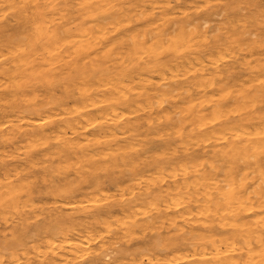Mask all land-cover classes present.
<instances>
[{"label":"bare ground","instance_id":"6f19581e","mask_svg":"<svg viewBox=\"0 0 264 264\" xmlns=\"http://www.w3.org/2000/svg\"><path fill=\"white\" fill-rule=\"evenodd\" d=\"M242 2L224 10L242 13ZM202 6L0 0V147L54 139L1 161L0 223L25 174L52 155L66 235L45 237L46 250L22 224L0 241V264H264V38L247 35L259 17L212 33L204 23L218 11ZM149 212L167 232L131 245Z\"/></svg>","mask_w":264,"mask_h":264},{"label":"rangeland","instance_id":"374dc122","mask_svg":"<svg viewBox=\"0 0 264 264\" xmlns=\"http://www.w3.org/2000/svg\"><path fill=\"white\" fill-rule=\"evenodd\" d=\"M228 1H230V0H212L211 2H209L207 4H203L204 2L199 0V3L203 5L202 8H206L207 5H209L210 8H213V9L218 11V13L214 14V18L212 20H210L207 23H204L205 26L209 28L210 32H212V33L222 32L223 35H225L227 33L228 29L232 27L231 25H230L231 27H227V28L225 27L228 24L229 20H233L234 21L233 24L237 23L236 25H238L239 24L238 23L239 17H243L245 19L248 12L251 10V11L255 12L254 13L255 17H257V16L259 17L257 19L259 22L256 24H252V22H254L252 20L253 17L252 18L249 17L250 21L248 24H250V25H248V31H250V30L251 31L249 33L247 31V35H250L253 38H260V39L264 38V0H242L243 1L242 6H241L242 8L240 10L242 13L236 12V8H229L228 10H226V9L224 10L225 2L227 3ZM237 10L239 11V9H237ZM227 11H228V14L226 13ZM226 15H228V17L224 18ZM224 20H226L225 21L226 24H225ZM217 28H218V30H217ZM237 49H240V48L237 47ZM238 55H239V58L237 59V62H236L237 63L236 70L239 72H245L247 70V67H248L247 61H248V58L250 57V55H249V53H247L246 49L238 50ZM32 143H34V141ZM21 145H24V147ZM39 145H41V144H38V145L29 144L28 141L20 143L19 145H10V144L2 145L0 147V163L2 160L9 161V160H14V159H18V158L23 159L29 149L36 150V149H39V148L41 149V148L45 147V148L52 150L54 148V139L51 137L48 139V141L46 143H44L43 146H39ZM7 150H9V152ZM5 151H7V152H5ZM53 159L54 158L52 157V155L43 156V159H41L35 167H32L31 170L25 174L26 176H24V178L21 180L28 191L25 189L26 191H24L22 193L21 198L18 199L16 201V203L15 202L12 203V205L10 206L9 215L12 211H14V212L11 213L12 216H10L11 218L9 217V219H10L9 222L6 223V225H4V222L0 223L1 228H2V230L0 228V241H4L6 239H9L15 233H19V231H22V229H21L22 224H26L27 230L29 231V234L32 235L33 238H38L37 243L42 245L41 247L44 248L46 246L44 248V249H46L47 245H48L49 248H47L46 250H49L50 246L52 247V244H53L52 242H54L53 240H59L60 239V240L64 241V239L66 238L65 234L56 231V225H55L56 221H57L56 217H57V214L59 213V210H60V208H58L59 202L57 201L60 199L59 198L57 199L56 193L60 192L65 187V184H63L62 182H59L58 184H56L55 181L60 180V178L63 176L64 173L63 172L60 173L56 170L45 168L53 161ZM173 163L175 164V162H173ZM43 168H45V169H43ZM163 169H166L165 171H167L168 166L164 167ZM2 173H3L2 170H0V180L4 179V176L2 175ZM74 176H75V174L72 173L70 175V178L71 177L74 178ZM33 179H34V181H33ZM106 189H108L107 192H108V197L110 196L109 199L112 198L113 197L112 194L117 191L116 186L110 184L109 182H107ZM29 191H31V192H29ZM90 194H92V195H90ZM86 195L88 196V198H90V197L92 198V196L93 197L96 196L92 191L89 190V191H84V192L78 193L77 197H79L81 199H86L87 198ZM105 196L107 197V194ZM28 200H30V202H28ZM33 200H35V201H33ZM39 200H41V201L39 202ZM22 201H23V203H22ZM31 201H33L34 203ZM35 202L37 204H35ZM43 202H45V203H43ZM21 204H23V206ZM30 204H31V206H30ZM14 206H17V207L14 208ZM41 210H43V211H41ZM68 210H69V208L64 209V211H68ZM34 212H38L39 215H37L38 213H34ZM43 212H45V213H43ZM35 214L37 216H35ZM153 214L154 213L149 212V216H148L149 218L146 217L149 227L147 226V228H145L144 232H143L142 228L137 230V232H136L137 235H135L129 241L131 245H134L137 243H143V242L147 241L150 238V235L153 234L157 229H161L164 233L167 232V230L164 228L166 226H169V220L166 217L161 218V219L159 217H154ZM123 216L124 215L119 214V217H123ZM0 218H3V217L1 216ZM34 223H36V225H34ZM33 230H35V231L33 232ZM138 231H140L141 233H139ZM31 232H33L34 235ZM53 232H54V234H53ZM45 237L51 238L52 242L50 241L51 239H49V241L52 244L50 242H48V238L46 239Z\"/></svg>","mask_w":264,"mask_h":264}]
</instances>
